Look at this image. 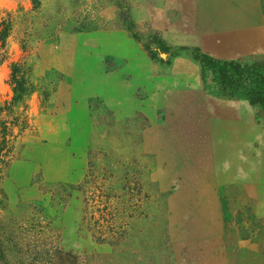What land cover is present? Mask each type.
Wrapping results in <instances>:
<instances>
[{"label":"rangeland","instance_id":"rangeland-1","mask_svg":"<svg viewBox=\"0 0 264 264\" xmlns=\"http://www.w3.org/2000/svg\"><path fill=\"white\" fill-rule=\"evenodd\" d=\"M0 264H264V0H0Z\"/></svg>","mask_w":264,"mask_h":264},{"label":"trees","instance_id":"trees-1","mask_svg":"<svg viewBox=\"0 0 264 264\" xmlns=\"http://www.w3.org/2000/svg\"><path fill=\"white\" fill-rule=\"evenodd\" d=\"M4 39H5V36H4V34H2V40L4 41ZM15 92H16V97L14 98V101L20 99V94H19V91H18V87L17 86L15 87Z\"/></svg>","mask_w":264,"mask_h":264}]
</instances>
